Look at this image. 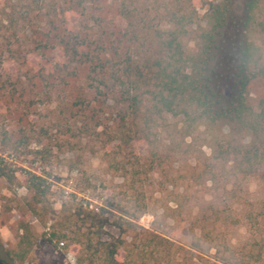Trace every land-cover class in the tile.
<instances>
[{
    "label": "trees",
    "instance_id": "1",
    "mask_svg": "<svg viewBox=\"0 0 264 264\" xmlns=\"http://www.w3.org/2000/svg\"><path fill=\"white\" fill-rule=\"evenodd\" d=\"M58 1L45 6V16H50L40 33L39 44L44 59L47 60L48 48L57 49L67 63L58 64L52 73L65 81L83 71L91 81L89 92L94 98L102 97L112 101L115 108L119 106L120 140L125 144H144L150 153V168L162 164L157 131L170 116L182 124L183 138L203 133L212 149V159L222 168L230 163L233 175L256 177L264 185V97L255 108L248 102L249 84L264 80V0H113L117 15L125 22L122 29L106 22L107 0ZM234 1L243 4L244 14L238 24L242 39L234 68L233 95L226 103L228 98L222 95L221 82L211 66ZM205 7L206 27L198 33L197 52L188 55L182 38L196 22L197 10ZM9 21L16 23L14 18ZM72 63L76 66L69 72ZM76 105L84 104L79 100ZM86 106L91 107L90 100ZM224 126L228 129L226 136L222 134ZM24 139L14 143V148L23 146ZM10 143L8 136H2L3 147H13ZM106 155L111 169L130 174L131 179L129 192L126 191L127 205L118 208L121 212L111 222L103 214L89 210V203L77 200L75 194L55 210L49 200L47 180L21 170L24 183L20 184L18 170L0 155V179L12 190L24 187L28 194L19 207L23 219L18 223L17 244L0 253L1 264H25L30 260L39 241L30 217L48 228L42 235L43 242L59 250L74 249L75 264H175V244L141 225L148 217V205L140 190V159L133 156L134 161L129 162L125 156L117 160L115 153ZM260 215L264 218V209ZM219 216L234 218V223L240 221L227 212L217 211L214 223ZM258 217L248 214L244 219L253 226ZM107 224L119 230L117 237L106 234ZM259 224L263 226L264 219ZM103 235L108 236L104 239ZM205 237L209 249L218 248L209 240L211 234ZM225 250L228 256L213 264L264 262V238L237 251L226 246Z\"/></svg>",
    "mask_w": 264,
    "mask_h": 264
},
{
    "label": "rangeland",
    "instance_id": "2",
    "mask_svg": "<svg viewBox=\"0 0 264 264\" xmlns=\"http://www.w3.org/2000/svg\"><path fill=\"white\" fill-rule=\"evenodd\" d=\"M52 4L53 0H0V141L6 135L11 146L25 138L24 145L16 149L15 145L3 147L0 144V155L18 170L20 184L24 183L21 170L31 171L49 183V200L55 210L75 194L77 200L89 203V210L103 214L111 222L120 214L118 208L127 205L131 179L130 174L111 169L106 154H117V160L125 156L129 162L136 156L140 159L139 172L143 181L140 190L148 205V217L141 225L175 244V264H213L228 256L225 246L237 251L264 238V225L259 224L264 219L260 215L264 209L263 181L233 175L230 163L222 168L212 159V149L203 133L183 138L179 119L167 116L157 131L162 164L152 169L150 153L144 144L137 141L125 144L120 140L117 133L121 124L117 115L119 106L115 108L112 101L102 97L94 98L89 92L91 81L83 71L65 81L52 73L58 69V64L67 63L57 49L48 48L47 60L39 49L40 33L50 16H45V6ZM232 9L211 66L221 82L222 95L228 98L226 103L233 95L234 68L242 39L238 24L244 14L240 1H234ZM104 10L110 27L122 29L125 26L113 0L104 3ZM205 13L206 7L197 10L196 22L182 38L183 49L188 55L197 52L198 33L206 27ZM11 18L16 23H11ZM74 66L76 63L67 71H72ZM248 94V102L255 108L264 97V80H253ZM79 100L84 105H76ZM89 100L91 107L86 108ZM227 130L224 126V136ZM26 196L24 187L12 190L0 179L1 254L17 244L18 223L23 219L19 207ZM217 211L227 212L240 221L234 223V218L219 216L214 223ZM248 214L260 216L253 226L244 219ZM29 222L39 241L25 264H75L72 247L55 249L42 241L48 228L33 217ZM51 223L52 220L47 227ZM104 230L108 235H119V230L111 224ZM206 234H211L209 240L219 252L218 248H208Z\"/></svg>",
    "mask_w": 264,
    "mask_h": 264
}]
</instances>
